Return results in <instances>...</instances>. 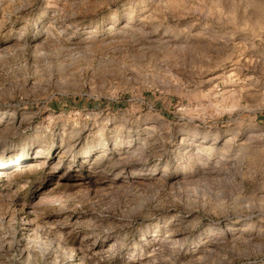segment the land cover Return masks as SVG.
<instances>
[{
  "label": "rangeland",
  "instance_id": "1",
  "mask_svg": "<svg viewBox=\"0 0 264 264\" xmlns=\"http://www.w3.org/2000/svg\"><path fill=\"white\" fill-rule=\"evenodd\" d=\"M0 264H264V0H0Z\"/></svg>",
  "mask_w": 264,
  "mask_h": 264
}]
</instances>
